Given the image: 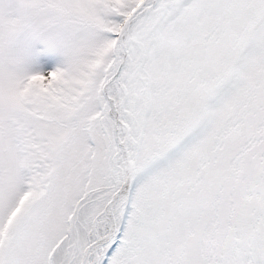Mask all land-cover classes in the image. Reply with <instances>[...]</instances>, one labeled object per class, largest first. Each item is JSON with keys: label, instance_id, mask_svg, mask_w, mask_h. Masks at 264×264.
<instances>
[{"label": "snow or ice", "instance_id": "snow-or-ice-1", "mask_svg": "<svg viewBox=\"0 0 264 264\" xmlns=\"http://www.w3.org/2000/svg\"><path fill=\"white\" fill-rule=\"evenodd\" d=\"M0 264H264V0H0Z\"/></svg>", "mask_w": 264, "mask_h": 264}]
</instances>
